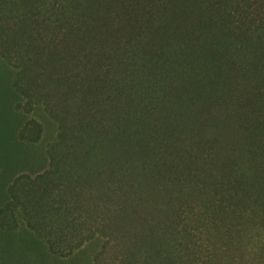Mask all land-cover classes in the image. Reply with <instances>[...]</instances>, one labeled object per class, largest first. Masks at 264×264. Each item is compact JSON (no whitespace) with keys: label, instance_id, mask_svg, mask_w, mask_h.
Returning a JSON list of instances; mask_svg holds the SVG:
<instances>
[{"label":"trees","instance_id":"trees-1","mask_svg":"<svg viewBox=\"0 0 264 264\" xmlns=\"http://www.w3.org/2000/svg\"><path fill=\"white\" fill-rule=\"evenodd\" d=\"M2 102L44 166L1 232L91 264H264V0H0Z\"/></svg>","mask_w":264,"mask_h":264},{"label":"rangeland","instance_id":"rangeland-1","mask_svg":"<svg viewBox=\"0 0 264 264\" xmlns=\"http://www.w3.org/2000/svg\"><path fill=\"white\" fill-rule=\"evenodd\" d=\"M18 121L5 104H0V203L5 200V190L12 179L22 172L40 171L44 166L42 155L25 157L26 151L15 139ZM0 264H91L90 254L60 260L51 256L24 228L14 233L0 231Z\"/></svg>","mask_w":264,"mask_h":264}]
</instances>
